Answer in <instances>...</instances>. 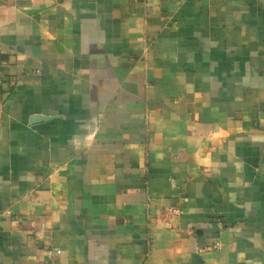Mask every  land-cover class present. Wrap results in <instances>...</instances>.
I'll return each instance as SVG.
<instances>
[{
  "label": "crops",
  "instance_id": "crops-1",
  "mask_svg": "<svg viewBox=\"0 0 264 264\" xmlns=\"http://www.w3.org/2000/svg\"><path fill=\"white\" fill-rule=\"evenodd\" d=\"M51 251L264 264V0H0V264Z\"/></svg>",
  "mask_w": 264,
  "mask_h": 264
},
{
  "label": "water",
  "instance_id": "water-1",
  "mask_svg": "<svg viewBox=\"0 0 264 264\" xmlns=\"http://www.w3.org/2000/svg\"><path fill=\"white\" fill-rule=\"evenodd\" d=\"M54 117H42V116H33L30 121L32 123H38V122H42V121H49V120H53Z\"/></svg>",
  "mask_w": 264,
  "mask_h": 264
},
{
  "label": "built area",
  "instance_id": "built-area-1",
  "mask_svg": "<svg viewBox=\"0 0 264 264\" xmlns=\"http://www.w3.org/2000/svg\"><path fill=\"white\" fill-rule=\"evenodd\" d=\"M50 256H51V262H50V264H54V253L51 251L50 252Z\"/></svg>",
  "mask_w": 264,
  "mask_h": 264
}]
</instances>
